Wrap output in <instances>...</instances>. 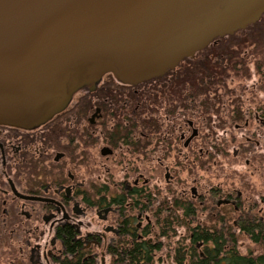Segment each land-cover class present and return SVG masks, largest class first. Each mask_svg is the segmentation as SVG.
<instances>
[{"label": "flooded vegetation", "instance_id": "obj_1", "mask_svg": "<svg viewBox=\"0 0 264 264\" xmlns=\"http://www.w3.org/2000/svg\"><path fill=\"white\" fill-rule=\"evenodd\" d=\"M223 39H216L195 57L183 60L165 76L137 86L122 84L112 74L106 75L95 91H82L85 98L79 102L81 106L69 110L72 101L63 113L33 130L0 125V247L12 253L9 264H62L77 254L95 259L98 264V250L103 262L107 253L115 258L111 249L118 250L115 244L124 238L127 227L132 235L128 240L137 232L139 240L152 243L146 239L151 223L148 204H144L153 203L152 195L140 187L142 181L144 185L148 181L142 175L134 179L135 169H127L125 178L115 185L118 194L110 195L107 187L113 181L112 172L105 166L106 175H102L103 160L121 154L133 161L139 152L149 162L156 158V150H152L156 141L152 137L156 135L162 143L161 156L156 158L160 166L174 146L181 154V144L187 153L191 152L187 159L198 160L205 155L193 146L200 131L213 129L214 123L230 125V103L242 104L235 108L233 118L244 121V128L249 129L254 123L264 127L263 109L252 112L243 107L239 98L227 97L215 89L223 83L219 78L224 75L215 73L211 62L216 59L219 66L229 70L232 66L224 65L227 60L217 58L212 49ZM173 75L176 80L166 82L170 86L176 82L175 105L167 109V97L159 102H166L159 127L151 119V100L158 88L154 84ZM88 96H96L97 102L95 113L87 121L79 114L93 107L91 101L86 102ZM116 105L123 113L121 121L112 123L119 115ZM141 111L143 119L136 117ZM140 126L142 132L138 131ZM175 142L170 144V150L168 143ZM94 151L97 155L93 162ZM165 170L167 182H172L170 168L166 166ZM192 194L196 196L195 189ZM182 197H186V192ZM236 202L227 196L220 203L230 206ZM143 219L149 226L141 229L142 222L138 226L135 223ZM69 243L78 245L76 254L69 253Z\"/></svg>", "mask_w": 264, "mask_h": 264}, {"label": "water", "instance_id": "obj_2", "mask_svg": "<svg viewBox=\"0 0 264 264\" xmlns=\"http://www.w3.org/2000/svg\"><path fill=\"white\" fill-rule=\"evenodd\" d=\"M264 16V0H0V125L38 128L112 74L161 78Z\"/></svg>", "mask_w": 264, "mask_h": 264}, {"label": "rangeland", "instance_id": "obj_3", "mask_svg": "<svg viewBox=\"0 0 264 264\" xmlns=\"http://www.w3.org/2000/svg\"><path fill=\"white\" fill-rule=\"evenodd\" d=\"M212 49L215 50L214 53H217V58L224 57L223 59L227 60L224 65L229 63L232 65L229 70V68L219 66V61L216 59V63L215 61L211 62L213 68H216L215 73L220 72L222 76L224 75L223 78H219L223 83L215 86V89L226 93L227 97L239 98L245 109H250L252 112L259 108L264 110V16L258 23L245 31L224 38L219 45L215 48L213 46ZM175 77L176 75H173L165 79V82L154 84L158 88H155L154 91L156 97L150 99L151 119L157 122L159 127H161V115H163L162 112L166 105V102H163L162 105L159 102L167 97V109H171L175 105L176 82H173L171 86L166 82L168 80L175 81ZM84 96L85 92L82 91L76 94L69 110L75 109L78 105L81 106L82 103L79 102L84 100ZM87 101H91L93 107L91 104V109L79 115L82 118L86 117L88 121V118L95 113L96 96H88ZM240 106L242 104L230 103L228 108L231 112L230 125L223 127V125L219 126L214 123L213 129L204 128L200 131L199 138L193 146L197 151L203 150L205 155L200 156L198 160H194L192 157L191 160L187 159L191 152L189 150L187 153L181 144L179 150H182V155L174 150L176 149L174 146L173 152L164 161L163 166H160L156 159L161 156L162 143L159 140L161 137L158 135L152 137L156 139L152 145V150H156L154 153L156 158L149 162L144 161L139 152L135 153L133 161L127 160L121 154L112 160H103L104 167L111 169L112 172L110 177L113 178V181L110 187H107L110 195L118 194L115 185L125 178L127 169H135L134 179L142 175L148 181L147 185H144L142 181L140 187L146 188L147 192L152 195L153 203L144 202V204H148L147 213L151 223V233L146 239L151 240L155 245L159 243L162 245V250L155 256L156 264H176V250L185 247L189 249L194 230L199 226H211L212 218L215 216L219 215L229 225L235 226L237 221L242 218V214L249 210L258 214L260 218L264 217V127H259L254 123L249 129L244 128V121L233 118L235 108ZM115 109L119 115L112 123L121 121L120 113H123L122 109L118 110L117 105ZM70 116L72 115L70 114ZM136 117L143 119V111L136 114ZM238 125H240L239 129ZM140 130L143 131L142 126L138 131L140 132ZM191 134L190 131L189 136ZM170 144L177 143H168L171 150ZM93 153L94 162L97 153L96 151ZM166 166L171 170L172 182H167ZM106 167L102 175H106ZM194 189L197 193L195 197L192 194ZM184 192H186V197H182ZM227 196L237 199L236 204L229 206L220 203ZM176 200L190 208H193L192 204H194L195 215L187 216L184 207H179L175 211L172 207ZM171 208L172 210H169ZM134 212L137 216V210ZM141 222V229L149 226L148 221L144 219L136 220L135 225L138 226ZM237 234L239 250L242 254L260 252L259 246L255 245L249 237L239 231ZM202 248L203 245L200 244L198 249ZM3 249L0 247V264H9L8 257L12 253L5 252ZM102 256L101 251L98 250V264H114L115 258L109 253L105 254L104 262Z\"/></svg>", "mask_w": 264, "mask_h": 264}, {"label": "trees", "instance_id": "obj_4", "mask_svg": "<svg viewBox=\"0 0 264 264\" xmlns=\"http://www.w3.org/2000/svg\"><path fill=\"white\" fill-rule=\"evenodd\" d=\"M170 205V204H169ZM186 209V215L194 216L193 208L186 207L181 201L174 202L175 211L179 208ZM169 209V210H172ZM235 225H229L219 215L212 218L211 226H199L194 230L191 238L190 248H178L175 255L176 264H264V217L247 211L242 214ZM220 222V223H218ZM150 230V228H149ZM246 235L260 248V252H249L244 255L239 250V236L237 232ZM149 231H146V234ZM130 229L124 232L117 245L118 250L111 249L115 255L114 264H156V253L162 250V245L149 243L146 240H139L138 233L133 234ZM203 248L198 249L199 245ZM69 253L76 254L78 245L76 243L67 244ZM62 264H97L95 259H88L80 254L72 258H66Z\"/></svg>", "mask_w": 264, "mask_h": 264}]
</instances>
